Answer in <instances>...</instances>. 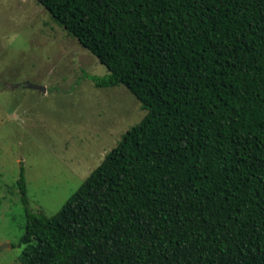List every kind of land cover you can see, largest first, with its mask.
<instances>
[{"label": "trees", "instance_id": "trees-1", "mask_svg": "<svg viewBox=\"0 0 264 264\" xmlns=\"http://www.w3.org/2000/svg\"><path fill=\"white\" fill-rule=\"evenodd\" d=\"M146 112L22 264H264V0H33Z\"/></svg>", "mask_w": 264, "mask_h": 264}, {"label": "rangeland", "instance_id": "rangeland-1", "mask_svg": "<svg viewBox=\"0 0 264 264\" xmlns=\"http://www.w3.org/2000/svg\"><path fill=\"white\" fill-rule=\"evenodd\" d=\"M33 0H0V264H22L21 168L33 212L54 215L146 112ZM44 90L23 88L24 84Z\"/></svg>", "mask_w": 264, "mask_h": 264}, {"label": "water", "instance_id": "water-1", "mask_svg": "<svg viewBox=\"0 0 264 264\" xmlns=\"http://www.w3.org/2000/svg\"><path fill=\"white\" fill-rule=\"evenodd\" d=\"M25 87H27L28 89L34 90V91L44 92V90L42 88H40L39 86L31 85L28 83L25 84Z\"/></svg>", "mask_w": 264, "mask_h": 264}, {"label": "flooded vegetation", "instance_id": "flooded-vegetation-1", "mask_svg": "<svg viewBox=\"0 0 264 264\" xmlns=\"http://www.w3.org/2000/svg\"><path fill=\"white\" fill-rule=\"evenodd\" d=\"M85 78H86V77H85ZM86 79H87V78H86ZM88 80H89V79H88ZM22 87H23V88H27V87H25V84H24V85H22Z\"/></svg>", "mask_w": 264, "mask_h": 264}]
</instances>
